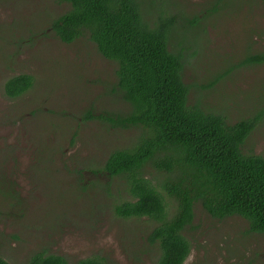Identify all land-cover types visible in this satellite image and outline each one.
<instances>
[{"label": "rangeland", "instance_id": "obj_1", "mask_svg": "<svg viewBox=\"0 0 264 264\" xmlns=\"http://www.w3.org/2000/svg\"><path fill=\"white\" fill-rule=\"evenodd\" d=\"M139 1L152 26L160 13L174 17L169 49L183 54L189 106L229 125L260 116L242 150L264 157V63L244 62L264 52V0ZM69 9L64 0L0 1V257L158 264L161 249L149 236L160 222L117 216L115 207L133 199L128 179L104 170L112 152L136 146L145 131L105 119L129 111L116 91L117 62L87 36L71 44L56 36L52 23ZM20 74L34 84L11 99L5 82ZM141 173L171 219L178 202L164 183L175 171L151 161ZM184 235L191 244L184 264H264V233L250 232L240 216L214 219L198 202Z\"/></svg>", "mask_w": 264, "mask_h": 264}, {"label": "trees", "instance_id": "obj_2", "mask_svg": "<svg viewBox=\"0 0 264 264\" xmlns=\"http://www.w3.org/2000/svg\"><path fill=\"white\" fill-rule=\"evenodd\" d=\"M64 1L70 9L53 21L56 36L66 44L87 36L104 58L117 62L116 91L129 111L105 119L114 126L145 131L136 146L112 152L104 165L110 176L127 177L133 198L117 205L115 214L160 222L149 236L161 249L158 264H184L191 251L184 231L193 222L198 202L214 219L237 215L248 221L250 232L263 234L264 157L242 150L260 116L229 125L219 114L189 106L183 54L169 49L173 16L160 13L152 26L139 0ZM244 62L262 64L264 52ZM33 84L31 75H16L5 82L4 93L14 99ZM151 161L160 170L175 171V181L164 183L178 202L168 220L164 197L141 173ZM0 264L11 263L0 257ZM29 264H67V260L37 254ZM78 264L102 261L94 257Z\"/></svg>", "mask_w": 264, "mask_h": 264}]
</instances>
